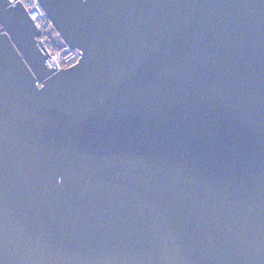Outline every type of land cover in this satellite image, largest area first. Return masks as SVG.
<instances>
[{
    "label": "water",
    "instance_id": "water-1",
    "mask_svg": "<svg viewBox=\"0 0 264 264\" xmlns=\"http://www.w3.org/2000/svg\"><path fill=\"white\" fill-rule=\"evenodd\" d=\"M0 0V264H264V0Z\"/></svg>",
    "mask_w": 264,
    "mask_h": 264
},
{
    "label": "built area",
    "instance_id": "built-area-1",
    "mask_svg": "<svg viewBox=\"0 0 264 264\" xmlns=\"http://www.w3.org/2000/svg\"><path fill=\"white\" fill-rule=\"evenodd\" d=\"M25 7L27 14L32 18L34 25L40 33L35 38L39 47H44L51 60L56 64V69L66 67L77 62L81 50L70 47L61 38L60 33L51 26L47 13L40 6L38 0H16Z\"/></svg>",
    "mask_w": 264,
    "mask_h": 264
}]
</instances>
